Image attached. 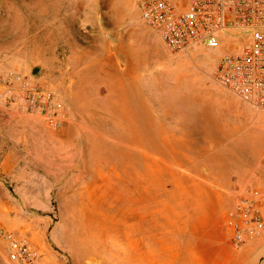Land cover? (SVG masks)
Segmentation results:
<instances>
[{
    "label": "rangeland",
    "instance_id": "obj_1",
    "mask_svg": "<svg viewBox=\"0 0 264 264\" xmlns=\"http://www.w3.org/2000/svg\"><path fill=\"white\" fill-rule=\"evenodd\" d=\"M226 47L170 52L134 0H0V74L11 70L47 83L65 113L62 125L50 128L40 115L0 103V221L21 230V220L48 215L61 226L53 225L49 238L69 264H115L110 240L124 237L114 235L109 217L110 165L128 161L132 174L143 172L138 187L159 180L168 187L171 173H147L142 163L174 164L183 154L206 153L198 142L189 151L177 141H159L171 130L167 123L223 119L229 151L256 154L249 160L255 164L264 154V114L235 109L241 99L211 76ZM213 144L219 150L224 141ZM258 167L264 168V155ZM66 212L80 217L63 219ZM0 229L9 231L2 223ZM4 256L0 236V264Z\"/></svg>",
    "mask_w": 264,
    "mask_h": 264
},
{
    "label": "crops",
    "instance_id": "obj_2",
    "mask_svg": "<svg viewBox=\"0 0 264 264\" xmlns=\"http://www.w3.org/2000/svg\"><path fill=\"white\" fill-rule=\"evenodd\" d=\"M240 106L264 114V110L253 108L248 102L238 101L235 109ZM167 124L171 130L159 141H177L178 148L189 151H194L195 142H198V145H205L206 153L183 154L180 162L174 164L149 166V161L142 163L141 168L147 173L150 168L155 172L171 173L173 179L168 187L160 180L152 185L146 181L138 187L136 179L143 177V172L132 174L130 171L135 167L128 161L120 167L110 165L109 217L115 224L114 235L124 237L119 243L110 240V245H115V250L109 251L111 261L115 259V264L122 260L124 264H264V227L242 244L232 246L229 232L218 225L226 217L238 191L264 180V168L258 167L264 154L258 156L255 164H249L256 154L240 150L230 152L229 123L220 118L175 119ZM213 141H224V144L216 150ZM148 154L146 152V156ZM121 186L124 190L118 193L117 187ZM150 189H156L155 195L150 196ZM165 189L169 195L160 196ZM120 198L124 202H118ZM65 215L63 219L68 220L80 217L70 212ZM122 216L130 225L128 229L123 228ZM50 220L48 215L31 223L21 220V230L11 221H0V224L15 236L27 238L36 249L39 262L69 264L65 252L49 238L50 228L59 225L57 219ZM6 257L1 264H11Z\"/></svg>",
    "mask_w": 264,
    "mask_h": 264
},
{
    "label": "built area",
    "instance_id": "obj_3",
    "mask_svg": "<svg viewBox=\"0 0 264 264\" xmlns=\"http://www.w3.org/2000/svg\"><path fill=\"white\" fill-rule=\"evenodd\" d=\"M143 21L165 48L184 54L196 47L226 45L212 71L213 80L264 110V0H134ZM0 103L17 112L38 114L47 127L64 122L63 107L47 83H37L14 71L0 74ZM230 234L232 246L242 244L264 227V180L238 191L226 217L218 222ZM9 260L43 264L27 238L0 229Z\"/></svg>",
    "mask_w": 264,
    "mask_h": 264
},
{
    "label": "bare ground",
    "instance_id": "obj_4",
    "mask_svg": "<svg viewBox=\"0 0 264 264\" xmlns=\"http://www.w3.org/2000/svg\"><path fill=\"white\" fill-rule=\"evenodd\" d=\"M112 138H113V137H112ZM115 140H116V139H115ZM120 141H121V140H120ZM124 142H125V141H124ZM151 154H152V153H151ZM158 157H159V156H158ZM158 157L155 155V158H158ZM102 164H103V163H102ZM115 166H116V165H115ZM116 174H117V173H116ZM105 175L107 176V174H105ZM110 176H111V173H110ZM111 177H112V176H111ZM103 178H104V177H103ZM104 179H105V178H104ZM108 179H109V178H108ZM112 180H113V178H112ZM112 180H111V181H112ZM106 181H107V179H106ZM113 181H114V180H113ZM108 182H109V181H108ZM115 182H116V181H115ZM104 184L106 185L105 182H104ZM109 185H110V184L108 183V187H109ZM112 185H113V184H112ZM92 194H93V193H92ZM128 226H129V225H127V228H128Z\"/></svg>",
    "mask_w": 264,
    "mask_h": 264
},
{
    "label": "water",
    "instance_id": "obj_5",
    "mask_svg": "<svg viewBox=\"0 0 264 264\" xmlns=\"http://www.w3.org/2000/svg\"><path fill=\"white\" fill-rule=\"evenodd\" d=\"M37 69V66H33L31 71L34 72Z\"/></svg>",
    "mask_w": 264,
    "mask_h": 264
}]
</instances>
